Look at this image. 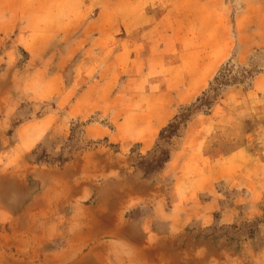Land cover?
I'll return each instance as SVG.
<instances>
[{
	"label": "rangeland",
	"instance_id": "374dc122",
	"mask_svg": "<svg viewBox=\"0 0 264 264\" xmlns=\"http://www.w3.org/2000/svg\"><path fill=\"white\" fill-rule=\"evenodd\" d=\"M30 61L64 65L69 106L91 90L67 134L0 150V264H127L117 233L93 215L127 179L164 174L182 144L229 161V207L238 178L240 205L261 208L247 240L264 224V0H0V74Z\"/></svg>",
	"mask_w": 264,
	"mask_h": 264
},
{
	"label": "crops",
	"instance_id": "0c3cea01",
	"mask_svg": "<svg viewBox=\"0 0 264 264\" xmlns=\"http://www.w3.org/2000/svg\"><path fill=\"white\" fill-rule=\"evenodd\" d=\"M19 51L20 47H14L10 54L16 57ZM31 61L21 72L13 64L0 74V150L8 154L31 151L54 134H67L70 119L84 115L91 90L84 88L69 106L64 65L55 69L49 64L33 66ZM100 102L95 97V103ZM80 104L83 109L76 112ZM156 119L143 131L144 138L157 134L154 130L165 124L166 116ZM144 148L151 145L146 143ZM210 150L206 144L178 146L164 174L132 182L127 179L111 193L107 211L93 215L98 218H92L91 225L105 223L108 233H117L127 251L123 255L127 264H264V224L249 228L254 232L246 238L247 217H261L262 210L240 205L245 199L238 178L237 201L229 207V161L213 157ZM69 176L68 172L63 179L70 181ZM155 180L165 184L164 189L152 186ZM257 183L264 186V173ZM48 200L47 211L50 205L53 208L52 194ZM92 261L105 262L101 255Z\"/></svg>",
	"mask_w": 264,
	"mask_h": 264
}]
</instances>
